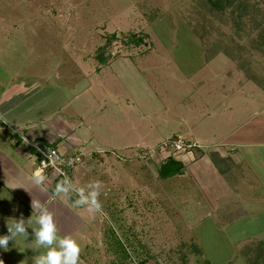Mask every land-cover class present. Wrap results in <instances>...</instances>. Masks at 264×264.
<instances>
[{
  "label": "rangeland",
  "instance_id": "374dc122",
  "mask_svg": "<svg viewBox=\"0 0 264 264\" xmlns=\"http://www.w3.org/2000/svg\"><path fill=\"white\" fill-rule=\"evenodd\" d=\"M231 2L0 0V81L82 80L102 113L89 117L98 140L112 144L69 177V203L85 211L70 234L82 264H264V0ZM174 138L218 149L229 187L203 196L193 150L174 154L184 175L159 177ZM78 188L99 193L94 219L73 204ZM32 244L9 241L0 264H33L45 249Z\"/></svg>",
  "mask_w": 264,
  "mask_h": 264
},
{
  "label": "crops",
  "instance_id": "0c3cea01",
  "mask_svg": "<svg viewBox=\"0 0 264 264\" xmlns=\"http://www.w3.org/2000/svg\"><path fill=\"white\" fill-rule=\"evenodd\" d=\"M62 76L65 77L63 74ZM52 77L53 75L45 78V82L41 79L42 83L25 82L19 79L0 81V235L7 229V222L12 223L11 219L18 220L23 217L27 220L31 216L34 219L38 215L36 212L33 213L32 200L40 201L54 214L57 229L60 231L59 228H61L62 235H72L86 223L83 217L84 210L81 213L73 208L64 194H61L63 198L55 196L56 178L48 177L44 186L46 190H42L33 183L31 177L36 170V156L24 148L18 131L30 139H42L62 153H80L84 161L75 166L70 176H73V173H75L74 176H78V172L85 166L86 158L103 153L108 150L107 145H112L111 142L98 140L96 128L93 126L92 119H89L91 116L94 117L97 111L99 116L102 115L97 102L86 103L81 98L84 95L86 99V90L91 92L93 89L88 85L85 86L82 80L78 88L75 84L71 87L66 83L56 84ZM56 77L62 78L58 75ZM68 89L71 90L70 94L66 93ZM82 90L84 91L81 92ZM79 102L84 104L82 106L80 104V107L72 106L73 103L75 106ZM194 111L193 115L203 121L208 120L213 112L199 114ZM59 116L61 118H58ZM102 119L104 118H99L95 122L100 124ZM89 120L90 123L87 124ZM195 131L196 128H193V134ZM194 140L205 142L206 138L199 136ZM214 152L206 153L200 146L193 149L191 172L193 183L199 190L201 189L206 198L211 193L225 191V188L229 187L224 179L226 173H221L213 162ZM216 153L224 157L218 149ZM181 175L184 174L179 176ZM113 176H117V173H113ZM32 227L36 225L33 224ZM27 232L28 238L34 237L31 227L27 229ZM5 233H8V229ZM5 233H2V236ZM19 238L21 237H18L16 241ZM16 241L14 240V243ZM4 258L0 257V262L4 261Z\"/></svg>",
  "mask_w": 264,
  "mask_h": 264
},
{
  "label": "clouds",
  "instance_id": "9594fccd",
  "mask_svg": "<svg viewBox=\"0 0 264 264\" xmlns=\"http://www.w3.org/2000/svg\"><path fill=\"white\" fill-rule=\"evenodd\" d=\"M31 179L36 186L46 190L44 186L48 177L44 174L43 168H37L33 172ZM89 185L96 188L102 186L99 181H90ZM69 187V180L65 176L64 179L55 185V196L63 198L61 194H64L65 197H68ZM76 191L79 199L74 201L75 206L87 205V211L92 215L93 219L95 218V213L103 211L102 204L97 199L98 192L92 191L86 196L83 188H78ZM31 207L33 213L36 212L38 215L34 219L33 216L27 220L21 217L18 220L11 219L12 223L7 222L8 234L0 236V248L7 250L9 241H16L18 237L26 239L28 236L27 229L31 227L36 248L45 249L44 252L33 257V264H82L80 261V245L71 235L60 236L58 234L54 214L38 200H32ZM33 224L36 227H32Z\"/></svg>",
  "mask_w": 264,
  "mask_h": 264
},
{
  "label": "built area",
  "instance_id": "2783aa9c",
  "mask_svg": "<svg viewBox=\"0 0 264 264\" xmlns=\"http://www.w3.org/2000/svg\"><path fill=\"white\" fill-rule=\"evenodd\" d=\"M21 140L25 144L27 151L36 156V169L43 168L44 172L50 171L55 178H59L60 180L64 179L65 176L69 180L70 173L82 161L80 153H61L58 148L44 142L42 139H30L26 141L24 135H21ZM197 146L196 144L190 143L185 145L181 140H176L175 138L173 140L168 139L167 143L163 145L164 148H172L173 152L169 155L173 156H175L174 154L180 156L186 150H192V148Z\"/></svg>",
  "mask_w": 264,
  "mask_h": 264
},
{
  "label": "trees",
  "instance_id": "16d2710c",
  "mask_svg": "<svg viewBox=\"0 0 264 264\" xmlns=\"http://www.w3.org/2000/svg\"><path fill=\"white\" fill-rule=\"evenodd\" d=\"M215 9L225 10L229 6V3H232L231 0H207ZM141 39L135 40V43H139ZM196 148V147H194ZM192 148V150L194 149ZM214 164L219 168L221 173H226L227 169H222L220 167V162L225 161L227 158L219 156L218 153L214 152L212 156ZM185 164L182 158L168 155L165 160L159 164L157 171L158 175L161 178H169L175 175H180L184 173ZM56 184L60 181L59 178H56ZM55 184V185H56ZM54 185V189H55Z\"/></svg>",
  "mask_w": 264,
  "mask_h": 264
}]
</instances>
